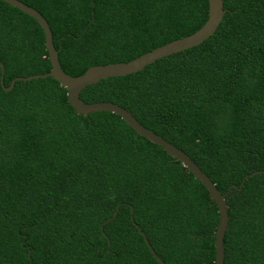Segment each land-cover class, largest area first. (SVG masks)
Instances as JSON below:
<instances>
[{
    "label": "trees",
    "instance_id": "1",
    "mask_svg": "<svg viewBox=\"0 0 264 264\" xmlns=\"http://www.w3.org/2000/svg\"><path fill=\"white\" fill-rule=\"evenodd\" d=\"M20 1L45 18L73 76L208 17L207 0ZM223 10L201 43L79 97L119 104L187 153L226 193L223 264H264V0H223ZM0 62L4 86L50 70L38 22L2 0ZM217 222L199 180L120 116L76 113L52 77L0 85V264H160L135 224L165 264H214Z\"/></svg>",
    "mask_w": 264,
    "mask_h": 264
},
{
    "label": "water",
    "instance_id": "2",
    "mask_svg": "<svg viewBox=\"0 0 264 264\" xmlns=\"http://www.w3.org/2000/svg\"><path fill=\"white\" fill-rule=\"evenodd\" d=\"M22 12L32 16L42 28L44 33V44L48 53V59L50 62V70L44 73H36L28 76H17L14 77L8 86L3 84V72L4 66L0 62V85L4 90H10L13 84L17 80H30L39 77H52L58 81L59 85L65 87L67 101L74 111L78 114H88L95 111H110L120 116L124 122L130 126L137 134H140L150 140L151 142L159 145L167 154L172 158L177 159L192 175L199 180V182L207 190L212 201L215 202L218 211V222L214 231V248H215V259L214 264H223L224 248H223V236L228 223L227 204L225 201V194L221 193L210 180V178L199 168V166L185 153L182 149L178 148L171 142L164 139L161 135L154 132L152 129L142 125L134 115L120 106L117 103L102 100L94 102H84L79 94L81 90L88 84L98 82L102 78L111 76H121L130 74L132 72L142 69L145 65L154 62L156 59L170 55L172 53L187 49L201 43L203 40L208 38L219 25L223 10V0H207L208 5V17L205 22L194 32L168 41L162 45L156 46L151 50H148L128 61L120 62H108L105 64H94L90 65L84 72L79 75L73 76L65 71L60 66L58 60V53L52 42V34L45 18L33 7L27 5L20 0H2ZM261 170H255L253 173L260 172ZM264 171V170H263ZM246 178L243 176L242 181ZM241 185V183H240ZM118 204L115 206V210L109 218L104 220L100 225L102 228L103 223L107 220L114 218ZM133 208L130 207L132 213ZM132 219V216H131ZM133 220V219H132ZM135 224V223H134ZM139 229L145 244L149 248L153 256L159 261L160 264H165L164 261L154 252L153 248L147 241L144 233L140 230L139 226L135 224Z\"/></svg>",
    "mask_w": 264,
    "mask_h": 264
}]
</instances>
